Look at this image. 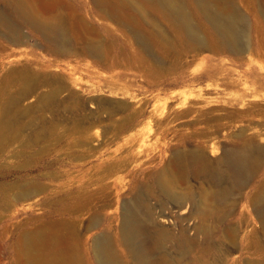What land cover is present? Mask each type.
<instances>
[{
  "label": "rangeland",
  "instance_id": "rangeland-1",
  "mask_svg": "<svg viewBox=\"0 0 264 264\" xmlns=\"http://www.w3.org/2000/svg\"><path fill=\"white\" fill-rule=\"evenodd\" d=\"M79 2L87 26H105L117 45L91 31L90 38L81 37V23H71L73 48L64 54L51 53L47 41L19 19L13 18L24 44L0 30V264L26 263L21 237L54 223L86 264H98L95 240L116 235L124 209H138L134 198L147 190L155 230L182 234L197 225L199 220L186 218L209 193L212 215L205 227L213 236L192 239L225 252L234 232L243 244L261 230L256 207L264 196V0H233L247 30L246 47L237 53L219 50L220 42L210 37L208 47L190 50L170 35L158 36L147 50L130 29L100 19L91 0ZM158 21L171 31L168 19ZM85 37L114 48L109 46L106 63L84 51ZM128 57L136 60L130 64ZM142 58L158 60L164 70ZM235 160L246 171L238 180ZM164 169L181 193L193 196L191 203L179 208L162 194L157 179ZM141 209L135 211L144 217ZM224 252L208 263L225 264Z\"/></svg>",
  "mask_w": 264,
  "mask_h": 264
},
{
  "label": "bare ground",
  "instance_id": "bare-ground-1",
  "mask_svg": "<svg viewBox=\"0 0 264 264\" xmlns=\"http://www.w3.org/2000/svg\"><path fill=\"white\" fill-rule=\"evenodd\" d=\"M79 1L0 0V4L8 9V11H6L4 8L0 7V30L4 36H10V38L15 39V43L24 44L23 42L25 38L21 31V27L13 20V18L19 19L23 25L28 26L33 30L38 37L47 41L51 53L64 54L63 52L65 50L69 48L71 49L72 47L70 39L72 29L71 23H77V26L81 23L79 26L82 27H78L80 29L83 28V32H81V30L79 31L81 37H87L88 32L91 31L94 33L92 36L95 35V33L98 37H105V35H108L111 38V45H117L118 41L115 37L116 34L114 35L109 32L105 26H101L100 28L97 27L98 29H90L88 27L90 24L87 26V21L84 19V15H82L83 2L80 3ZM91 2L94 6V10L98 12L97 15L100 19L115 22L119 27L124 29L122 30L123 32H126V29H130L131 32L128 31V33H131L133 38H137V42H134L138 43L139 41V44H142L147 50L155 48L153 46H155L157 40H159L158 36L160 37L161 35L175 37V40L172 39V42L176 45L177 42L180 44L185 42L188 47L187 49L190 50H195L200 47H208L211 41L209 40L208 42L209 37L212 40L220 42V47H218V49L222 51L227 49L230 52L237 53L246 47L245 40L247 38V30L245 27V18L240 11L236 10V6L232 5L233 0H91ZM233 4H235V2ZM38 6L49 7L48 15H43L41 10L38 9ZM150 8L153 9V14L150 13ZM44 10H46V8ZM42 12L44 13V11ZM159 18H165L170 21V32L166 30V27L164 29V27L162 28L160 26L158 21ZM73 19H78V21L74 22ZM74 26L77 27L76 24ZM78 30L76 32H78ZM75 35L76 34H74V36ZM86 37L84 40L87 43L83 40V42H85L83 45L84 51L87 54L93 55L98 61L106 63V55L111 51L110 44L109 47L107 44H104L106 42L105 40V42H100V39L96 38V41L93 37L91 40H88L87 38L90 37ZM79 38L80 37H77L76 39ZM106 43H108V41ZM162 43H164V41L161 42V44ZM161 44L159 43L160 46ZM165 44L168 43L165 42L164 45L162 44V47L166 46ZM136 45L139 46L138 44ZM141 47L140 49L143 51V48ZM146 48H144L145 51ZM111 49L114 48L111 47ZM169 49H167L166 46L165 50L169 51ZM168 53H170L169 58H171V52L169 51ZM168 56L166 58H168ZM175 56H173V59ZM128 59L130 58L128 57ZM134 59L132 58L129 61H124L132 64L136 60ZM151 60L150 58L147 60L148 65L152 64L154 61H158L152 60L151 62ZM175 60L177 61L176 58ZM107 61L108 64L109 60ZM143 61L145 62L146 60L144 59ZM149 61L151 62L150 64ZM113 62L115 64L121 63L119 60ZM147 62H145V64ZM156 63V68H158V66L159 69L163 67H161V64L159 65ZM152 65L154 66V64ZM174 68L176 67L174 66ZM162 70H164V68H162ZM154 72H156V70H154ZM156 74L158 75V71ZM160 75L161 73H159V76ZM240 157L244 158L243 156ZM232 165L235 168V174L233 175L234 179L238 180L245 175V165L242 161L235 160ZM174 177L167 169L163 172L161 171L157 179L158 188L166 198L175 202L179 208H183L185 205H188L187 203H191L194 198L189 195L190 193L185 194L179 191L177 184L178 181H176ZM30 189H28L29 191L23 190L25 193L27 192V195H30L28 193L32 190ZM32 192L34 191L32 190ZM36 193L38 192H35V194ZM40 193L42 194V192ZM150 194L151 191L147 190L146 192L139 193L137 196L135 195L136 198L134 199L138 209H132L125 206L126 208L121 215L122 224L116 235L106 234L95 240L94 253L98 264H209L208 260L211 259L210 256L212 258L219 257L222 251L224 252V249L222 250L219 248V245L217 244H214L211 248L208 244L207 249H203L202 246L197 244V242L191 237L193 234L200 235L198 241H200L201 236L205 237L207 241H210L213 236V231L205 227L207 218L212 215V210L208 209V203L209 201L211 202V198L209 199V196L211 195H209V193L204 194V196L202 195L203 197L201 198L200 203L197 202L198 205L195 206L196 208H194L186 218L188 222L195 219L199 220V223L197 221V225L192 224L187 226L184 229V232H181L182 234L169 230H155V228H153L154 226L152 227V225L149 224L152 215V211L148 207L150 206V204H148V196H150ZM221 198L223 199L224 196H221ZM139 208H142L145 211L144 217H146V219L142 217L138 211H135L139 210ZM256 209V213L261 222V230L256 231L252 236H246L241 245L239 244L238 235L233 232L231 238L226 244V254L224 256L225 259H223V262L225 260V264H264V240L261 243V235L264 237V196L259 197L258 207H256ZM63 224L64 223L62 222L60 225ZM64 229L66 230V228ZM62 230L63 229L57 227V223H54L50 228L46 231H42L40 234L27 235L26 233L24 238L21 237L22 241L19 243L21 250L20 256L25 259L24 261H26V263L24 264H86L82 253L74 250L73 245V248H71V241L69 242V240L66 239V236L64 235L66 233L63 234ZM119 248L122 251H120ZM247 254L255 256L256 258L249 259L246 256ZM198 258H201V262H198Z\"/></svg>",
  "mask_w": 264,
  "mask_h": 264
}]
</instances>
